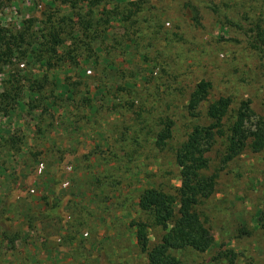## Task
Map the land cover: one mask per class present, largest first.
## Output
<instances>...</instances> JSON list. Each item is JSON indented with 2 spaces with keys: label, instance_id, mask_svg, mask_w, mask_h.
I'll return each instance as SVG.
<instances>
[{
  "label": "rangeland",
  "instance_id": "374dc122",
  "mask_svg": "<svg viewBox=\"0 0 264 264\" xmlns=\"http://www.w3.org/2000/svg\"><path fill=\"white\" fill-rule=\"evenodd\" d=\"M0 1L27 48L0 55V264H147L129 224L143 189L179 185L174 150L202 121L186 111L195 84L264 118L263 71L233 25L264 28V0ZM53 25L54 56L32 52ZM202 210L215 242L180 264H228L229 249L233 264H264V149L219 167Z\"/></svg>",
  "mask_w": 264,
  "mask_h": 264
},
{
  "label": "trees",
  "instance_id": "16d2710c",
  "mask_svg": "<svg viewBox=\"0 0 264 264\" xmlns=\"http://www.w3.org/2000/svg\"><path fill=\"white\" fill-rule=\"evenodd\" d=\"M233 25L243 33L245 45L260 63L264 75V28L261 22L255 20L248 27ZM54 27L46 32L49 38L44 35L40 47L32 48V52L47 53L49 58L54 56L57 46L62 43L53 31ZM15 38L11 33L6 35L0 20V55L9 57L14 54L17 50ZM17 51L21 55L26 54L27 48ZM210 90V81L200 79L186 103L188 115L202 121L191 127L174 150L179 185L168 189L152 185L137 196L138 216L129 225L134 229L136 247L144 254L147 264H180L179 255L186 250L196 253L208 251L215 242V235L202 205L216 192L219 167L246 150L256 153L264 149V118H252L250 101L241 100L233 107V99L229 95L209 99ZM162 125L155 134V144L159 149L167 147L173 136V120L166 118ZM217 144L223 147L220 166L210 173V152ZM241 230L250 233L251 229L243 227ZM218 256L233 264L236 255L229 249Z\"/></svg>",
  "mask_w": 264,
  "mask_h": 264
},
{
  "label": "crops",
  "instance_id": "0c3cea01",
  "mask_svg": "<svg viewBox=\"0 0 264 264\" xmlns=\"http://www.w3.org/2000/svg\"><path fill=\"white\" fill-rule=\"evenodd\" d=\"M49 142H50V144H48L49 147H50V146L54 147L53 144H51L52 142H51V141H49ZM62 143H63L62 146H66V144H67L66 141H64V142H62ZM55 147H56V145H55ZM41 191H42V189L39 190V192H41ZM36 204H37V203H36Z\"/></svg>",
  "mask_w": 264,
  "mask_h": 264
}]
</instances>
